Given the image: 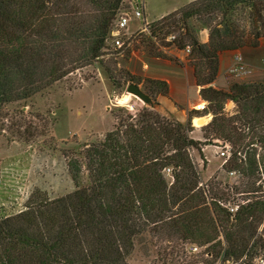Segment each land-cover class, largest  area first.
I'll use <instances>...</instances> for the list:
<instances>
[{"label": "trees", "instance_id": "1", "mask_svg": "<svg viewBox=\"0 0 264 264\" xmlns=\"http://www.w3.org/2000/svg\"><path fill=\"white\" fill-rule=\"evenodd\" d=\"M125 5L0 0V109L95 63L119 89L122 81L140 84L116 68L115 58L103 60ZM193 19L208 28L206 43ZM240 19L249 23L248 31ZM147 27L150 38L177 34L165 47L190 48L187 60L207 102L203 112L212 115L202 127L205 142L189 135L192 111L186 123L147 108L137 121L115 115L117 124L103 139L67 156L73 192L53 199L36 192L18 214L0 215V264H129L151 252L155 264H254L259 254L264 261V80L235 82L226 90L211 86L220 54L257 49L264 41V0H197ZM142 86L154 105L169 93L163 81L145 79ZM228 101L235 105L231 114L225 112ZM211 136L230 143L223 170L249 178L247 191L228 184L222 190L221 182L208 190L202 183L191 150L202 156ZM165 169H171V180ZM246 192L250 198L231 214L225 205ZM192 247L203 251L193 254Z\"/></svg>", "mask_w": 264, "mask_h": 264}, {"label": "rangeland", "instance_id": "2", "mask_svg": "<svg viewBox=\"0 0 264 264\" xmlns=\"http://www.w3.org/2000/svg\"><path fill=\"white\" fill-rule=\"evenodd\" d=\"M146 3L153 16L167 11L168 6L182 5L172 3L170 0H147ZM125 4L128 10L134 11L138 6L141 10L142 0L130 2L125 0ZM191 25L196 29L201 41L206 34L201 31L206 27L195 19L191 20ZM240 25L245 26L246 31L250 29L249 23L243 19H240ZM132 27H139V23L132 24ZM206 29L209 34L208 28ZM125 38L122 37V40ZM135 38L145 41L144 43L148 42L144 40L146 38L144 33L137 34ZM162 38V35L158 36V41L163 45L171 42L168 41V37L165 41ZM107 48L103 60L109 62L115 58L116 68L121 70L122 67L118 66L117 61L119 54L117 56L114 54L120 50L112 47L110 42L107 43ZM241 53L250 72L248 76L236 79L224 73L214 88L226 90L235 82L251 83L264 80V41H260L257 49H246ZM121 85V89L115 87L100 64L95 63L67 76L25 102L10 104L0 109L1 216H13L21 212L33 193L40 192L43 196L53 199L73 192L75 186L68 175L67 156L82 149L84 145L103 139L117 124L115 115L131 116L132 120L137 121L144 108L153 109L158 113L155 105L150 107L127 93L124 81ZM234 110V103L228 101L225 112L231 114ZM159 115L175 121L166 115L160 113ZM196 117L198 118L191 123L192 131L189 135L195 140L205 142V131L202 127L211 121L205 124V118ZM213 138L211 136L206 140L205 146L201 149L202 156L191 150L202 183L209 186L208 190L217 184L215 182H221L222 185L218 186L222 190H227L225 187L223 189V186L228 184L229 188L236 186L240 191H247L245 185L251 181L249 178L242 175L231 176L221 168L225 158L220 157L218 153L224 142ZM244 154L245 152L243 158ZM165 176L171 180L170 176L166 174ZM261 189L264 192V187ZM249 195L247 192L232 195L234 201L228 202L227 205L241 204L250 198ZM262 230L264 231V221L259 227V231ZM202 251L191 250V253L199 254ZM151 254L150 258L138 254L129 261V264H155L156 254L153 252ZM262 258L263 256L259 254L254 264H264Z\"/></svg>", "mask_w": 264, "mask_h": 264}, {"label": "crops", "instance_id": "3", "mask_svg": "<svg viewBox=\"0 0 264 264\" xmlns=\"http://www.w3.org/2000/svg\"><path fill=\"white\" fill-rule=\"evenodd\" d=\"M147 0H142V19L131 18L129 21L125 34L126 46L119 52L117 61L118 66L125 68L132 76L140 78L142 82L145 79L163 81L168 85L169 93L167 96H157L156 109L158 113L166 115L168 118L186 123L189 119V112H194L196 116L205 118V124L209 123L212 115H202L203 111L195 109L197 105H207L200 95V87L196 83L194 68L188 62V55L184 51L178 50L176 47L163 46L157 37L150 38L147 25L160 20L161 18L179 11L184 6L197 0H170L172 3H181L179 6H168L169 9L165 12L156 13L152 15L147 6ZM171 3V4H172ZM139 23V27L133 28L132 24ZM146 35L144 40L136 39L137 34ZM201 33H206L201 40L202 43L208 41L207 29L204 28ZM233 51L225 52L219 56V72L216 80L212 83V87L226 73L232 59ZM126 56V57H125ZM142 82L137 84L142 91Z\"/></svg>", "mask_w": 264, "mask_h": 264}, {"label": "built area", "instance_id": "4", "mask_svg": "<svg viewBox=\"0 0 264 264\" xmlns=\"http://www.w3.org/2000/svg\"><path fill=\"white\" fill-rule=\"evenodd\" d=\"M133 1H135V0H133ZM129 2H130V0H129ZM137 6H138V4H137ZM138 8H139V6L134 11L133 10L122 11L119 14L117 20L114 22V24L111 28V31H110L109 42L112 44V47L116 48L117 50H123L126 46L125 45L126 41L122 40V37L125 36L124 31L126 30V27L129 23V21L131 20V18L142 19V12ZM174 39H175L174 35L168 36V41H173ZM190 51L191 50L189 47H187L184 50V52L187 55L190 54ZM249 73L250 72H249L248 66L245 62V59H244L241 51L240 50L233 51L231 63L226 70L227 76L232 77V78H236V79H243V78L247 77ZM206 106L207 105H205V104L197 105L195 107V109L198 111H204L206 109ZM223 142H224V144L221 147L220 152L218 153V155L220 157L225 158L224 161L222 162L221 168L224 167V165L227 163V161L229 160L230 155H231L230 143L225 142V141H223ZM164 174H166L168 177L170 176V178H171V174H172L171 169H165ZM228 174L231 176H237V177L241 176V173L239 171H229ZM245 203H246V201L241 202V204H230V205L226 204L225 207L228 209V211L231 214H234L235 212H237L239 206L242 204H245ZM191 250L195 251V250H197V248L192 247Z\"/></svg>", "mask_w": 264, "mask_h": 264}, {"label": "water", "instance_id": "5", "mask_svg": "<svg viewBox=\"0 0 264 264\" xmlns=\"http://www.w3.org/2000/svg\"><path fill=\"white\" fill-rule=\"evenodd\" d=\"M127 93L132 94L133 96L139 98L145 104H148L150 107H154L152 98L146 94L137 84H129L126 89Z\"/></svg>", "mask_w": 264, "mask_h": 264}, {"label": "bare ground", "instance_id": "6", "mask_svg": "<svg viewBox=\"0 0 264 264\" xmlns=\"http://www.w3.org/2000/svg\"><path fill=\"white\" fill-rule=\"evenodd\" d=\"M127 99V98H126Z\"/></svg>", "mask_w": 264, "mask_h": 264}]
</instances>
